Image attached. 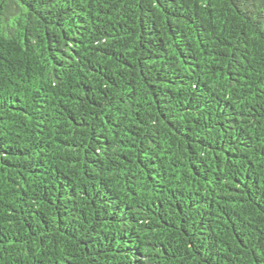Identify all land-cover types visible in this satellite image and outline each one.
Returning <instances> with one entry per match:
<instances>
[{
    "label": "trees",
    "instance_id": "obj_1",
    "mask_svg": "<svg viewBox=\"0 0 264 264\" xmlns=\"http://www.w3.org/2000/svg\"><path fill=\"white\" fill-rule=\"evenodd\" d=\"M0 264H264V0H0Z\"/></svg>",
    "mask_w": 264,
    "mask_h": 264
}]
</instances>
